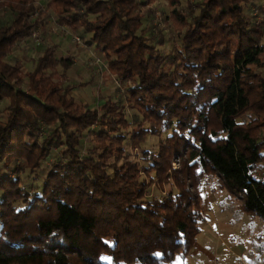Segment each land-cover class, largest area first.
<instances>
[{
    "label": "trees",
    "instance_id": "1",
    "mask_svg": "<svg viewBox=\"0 0 264 264\" xmlns=\"http://www.w3.org/2000/svg\"><path fill=\"white\" fill-rule=\"evenodd\" d=\"M247 1L201 0L188 16L169 0L167 54L139 0H0V264H173L195 250L212 178L264 221V29ZM50 16L94 45L133 116L77 102L82 84L55 81L75 65L56 45L31 72L8 62ZM149 136L158 150L135 158Z\"/></svg>",
    "mask_w": 264,
    "mask_h": 264
},
{
    "label": "rangeland",
    "instance_id": "2",
    "mask_svg": "<svg viewBox=\"0 0 264 264\" xmlns=\"http://www.w3.org/2000/svg\"><path fill=\"white\" fill-rule=\"evenodd\" d=\"M179 1L181 8L190 16V7L197 9L201 0ZM139 2L142 4L144 15L143 34L152 39V45L168 54L175 44V33L167 21L172 11L169 0H139ZM46 11L47 9L41 6L33 19H39L40 12ZM245 14L250 22L264 29V0H248ZM9 17V13L0 8V23L9 21ZM46 23L45 28L39 27L27 40L20 43L13 55L7 59L8 62L14 65L19 61L23 64L25 72H31L43 51L47 47L56 45L59 47V56L72 57L75 65L65 78L61 77L62 70H59L55 81L62 86L82 84L83 86L76 88L73 92L77 102L96 109L111 100L133 116V111L125 105V85L109 71L106 62L99 56L94 45H87L85 38L81 39L78 33L69 28L58 26L55 16H50ZM75 38H79V41ZM97 59L101 61V64L92 66ZM7 105L6 100L1 101L0 110ZM44 130L46 131V128ZM162 137L166 136L162 135ZM159 139L149 136L141 145L140 151H132L133 154H137L135 158H140L142 150L155 153L158 150ZM53 162L54 159L50 158L47 165H52ZM173 167L177 170L179 164L174 163ZM25 175L22 177L25 178ZM29 175L27 173V176ZM30 177L33 178L34 175ZM40 181L38 179L34 181V184L40 186ZM160 194L161 191L157 186L149 189V196ZM202 195L205 207L201 212L203 219L199 224L201 233L197 237L195 247L200 250V253L198 256H192L194 250L186 258H177L173 264H222L226 261L228 264H264V221L243 213L240 209L242 202L226 190H221L217 178H212L204 184Z\"/></svg>",
    "mask_w": 264,
    "mask_h": 264
},
{
    "label": "crops",
    "instance_id": "3",
    "mask_svg": "<svg viewBox=\"0 0 264 264\" xmlns=\"http://www.w3.org/2000/svg\"><path fill=\"white\" fill-rule=\"evenodd\" d=\"M199 253H200V250H198V249H195V251L193 252V254H192V256H194V255H199ZM235 253H233V255H234ZM230 256V255H229ZM234 256H236V254L234 255ZM237 260H238V258H236ZM228 261H226V262H222V264H228L227 263Z\"/></svg>",
    "mask_w": 264,
    "mask_h": 264
},
{
    "label": "built area",
    "instance_id": "4",
    "mask_svg": "<svg viewBox=\"0 0 264 264\" xmlns=\"http://www.w3.org/2000/svg\"><path fill=\"white\" fill-rule=\"evenodd\" d=\"M75 39H76V41H79V38H75ZM99 64H101V61L99 59H97L93 62L92 66L99 65Z\"/></svg>",
    "mask_w": 264,
    "mask_h": 264
}]
</instances>
